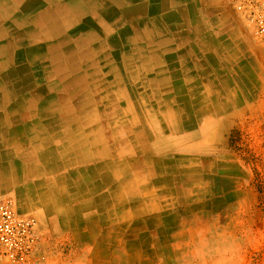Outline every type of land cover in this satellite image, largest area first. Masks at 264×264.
<instances>
[{
  "label": "crops",
  "instance_id": "crops-1",
  "mask_svg": "<svg viewBox=\"0 0 264 264\" xmlns=\"http://www.w3.org/2000/svg\"><path fill=\"white\" fill-rule=\"evenodd\" d=\"M228 1L132 0L130 6L122 8L124 11L134 9L132 16L134 25L128 30L127 26L124 32L120 29L115 30L112 38L132 29L130 32H133V35L130 41L124 43L127 52L125 62L130 63L132 67L140 63H145L149 67L146 69L148 73L140 74L137 78L140 82L134 91L135 101L144 104L146 110L140 107L142 112L149 111L148 124L163 130L146 140L145 155L134 149L132 141L126 145L133 150L131 153L130 150H119L118 147L110 144V140H107L111 153L104 160L102 158L88 162L84 164L86 167L82 165L84 168L80 167V169L68 165L56 170L52 167L55 160L49 159L39 146L37 128L38 126L44 128L46 125L40 124L39 121L0 125V132L19 129L24 132L23 137L20 138H13L14 135H11L9 139L0 138V201L11 200L20 214L34 218L39 230L46 232L55 242L74 240L77 247L93 245L98 248V233L105 225L108 232L114 233L110 234L111 238H148L150 235L145 232L151 229V225L154 226V230L165 232L167 226L172 222L175 223V218L182 214L181 209H177L183 205L184 200L197 199L200 185L199 165L203 164L197 159L194 169L189 172L184 171L187 167L184 169L182 167L180 151L208 148L205 142L213 144L219 136L223 138L222 152L214 151V149H209V152L223 156V171L210 178V184H219L216 190L220 192L219 197L224 202L229 203L234 195L241 196L243 187L240 182L236 187V176L231 172L230 167L232 155L230 149L226 151V148L230 147L232 131H243L245 127L256 130L263 125L264 110L259 108V100L264 94V71L261 62L249 53L250 35L239 21L237 13L228 6ZM142 21L146 22V33L142 36L135 35L141 31L137 28V23L141 24ZM146 46L156 48L160 55H137L141 50L136 51L137 48ZM221 48L223 50H220ZM113 61L114 58L111 57L105 60L111 63ZM212 63L214 65L210 66ZM103 76L107 77L105 73ZM168 83L173 86H167ZM110 85L111 87L106 86L112 91L110 92L113 104L108 106L98 103V109L101 113L103 110L113 111L114 109L113 112L116 114H112L116 117L104 121L102 113L101 128L103 130L105 127H122L121 130L112 132L113 136L122 139L129 136L132 140L130 136L132 132L130 131V135L126 133L125 127L129 126L125 122L131 120L129 113L125 114L121 110L122 107L113 102L124 97L120 95L117 84ZM101 86L103 88L105 85ZM188 95L202 110L214 109L217 102L223 106V111L211 116H199L194 128L188 127L182 132H174L170 126L172 125L169 122L170 119H166V123H161L157 119V113L163 112L165 116L174 117L177 112L183 110L180 98ZM122 113L128 118L123 117ZM208 123L212 128L206 133L202 132V129L206 130L205 125ZM135 124L130 125L134 130L139 127V124ZM78 125L81 128L84 127V125ZM57 126L72 127L74 124ZM48 131L49 138H52L53 131L50 127ZM203 136H207L206 141L201 143ZM228 154L229 157L226 158ZM61 158L63 156L55 159L59 161ZM139 159L144 160L143 166H133V163ZM106 160L113 164L112 171L115 174L113 185L103 190L98 189V192L96 189L93 191V196L84 195L87 191L85 186L87 180L92 181L94 185H99L101 180L99 179L100 170L98 176H94L87 169L95 167L96 164H103ZM226 162L229 163L228 166ZM239 162L242 163V161ZM124 164L127 165L126 168ZM39 168L41 172L38 171ZM75 172L80 174L78 186L57 182L60 176ZM124 194L126 198L123 197ZM91 197H94L93 203H91ZM89 204L92 208L86 215L94 216L89 220L80 219L77 207H85ZM156 223L160 225L156 227ZM143 225H146L148 229L144 230ZM72 231L87 233L84 236L72 237L70 234ZM74 238H84L90 243L87 242L83 246L82 241L77 242Z\"/></svg>",
  "mask_w": 264,
  "mask_h": 264
},
{
  "label": "bare ground",
  "instance_id": "bare-ground-1",
  "mask_svg": "<svg viewBox=\"0 0 264 264\" xmlns=\"http://www.w3.org/2000/svg\"><path fill=\"white\" fill-rule=\"evenodd\" d=\"M129 4H132V0H0V125H18L30 121H39L40 124L46 125L44 128L38 126L37 137L40 149L44 150L49 159L55 160L56 163L53 162L52 167L56 170L68 165L80 169V167H86L84 164L88 162L102 158L104 160L111 153L107 140L112 141V144L119 150H130L129 152L132 149L126 145L132 141L134 149L145 155L146 140L163 130V128L161 130L157 126L153 127L148 124L149 111L142 112L140 107L146 110L144 104L135 101L134 91L140 82L137 78L140 74L148 73L146 69L149 67L145 63L132 67L130 63L125 62L127 52L124 43L130 41L133 35V32H130L132 29L112 38L115 30L120 29L124 32L127 26L128 30L134 25L132 18L134 9L122 10ZM137 26L141 31L135 35H144L146 22L137 23ZM139 50L140 54L137 55H160L156 48L149 46L138 47L136 51ZM216 50L219 49L216 48ZM108 57L114 58L113 63L105 62ZM214 64L217 63L214 62ZM104 70L106 72H103ZM103 73L107 77L103 76ZM104 84L110 87V84L118 85L119 93L124 99L113 102L122 107L121 110L125 114L129 113L131 120L125 122L129 125L125 127L126 133L130 135V131L132 132L130 135L132 140L129 136L126 139L114 137L113 133L112 139L110 137L106 139L107 137L104 136V129L102 130L100 125L102 113L98 109V103L104 101L106 96L100 98L96 96L98 86ZM167 86L173 85L168 83ZM110 99L109 103L102 104L111 105L112 100ZM180 99L183 110L177 112L174 117L165 116L163 112L157 113V119L161 123L170 119L169 122L172 123L170 126L174 132H182L192 126L194 128L199 116H211L223 111V106L217 102L214 109L202 110L189 95ZM123 117L128 118L124 114ZM133 123L139 124L138 129L131 128L130 125ZM209 123L205 126H210ZM60 124H74V126L58 127L57 125ZM78 124L84 127L81 128ZM48 127L53 131L52 138H49ZM86 127L87 130H85ZM23 134L24 132L20 129L2 130L0 138L9 139L11 135H14L13 138H20ZM62 156L63 158L59 161L55 159ZM142 159L133 163V166H143L144 160ZM112 167L111 161L106 160L103 164H96L95 167L87 169L94 176H98L100 170L99 179L101 180L99 185H94L92 181L87 180L85 183L87 191L84 195L93 196V191L96 189L98 192V189L103 190L113 185L115 174ZM126 167L127 165L124 164V168ZM38 171L42 170L39 168ZM79 179L80 174L75 172L60 176L57 182L78 186ZM123 197L126 198L125 194ZM91 198V203H93L94 197ZM91 208L89 204L85 207H77L76 210L79 209L78 215L83 216L88 214ZM15 209L18 212L16 207Z\"/></svg>",
  "mask_w": 264,
  "mask_h": 264
},
{
  "label": "rangeland",
  "instance_id": "rangeland-1",
  "mask_svg": "<svg viewBox=\"0 0 264 264\" xmlns=\"http://www.w3.org/2000/svg\"><path fill=\"white\" fill-rule=\"evenodd\" d=\"M228 6L232 8L229 1ZM232 9L250 35L249 53L261 62L264 71V46L254 38L242 15ZM104 85L103 88L100 85L96 92L98 98L106 96L100 104L109 103L111 97V90ZM259 104V108L264 110V94ZM102 113L104 121L116 117L112 114L116 112L110 109ZM211 128L206 127L202 132L206 133ZM105 129L104 136L112 139V132L122 127ZM257 129L245 127L243 131H232L230 147L226 148L232 155L230 167L236 176V187L239 182L243 187L241 196L234 195L229 203L224 202L216 190L219 184H210V178L223 171L224 159L222 155H213L209 151L222 152L223 138L219 136L213 144H207V136H203L200 142H205L208 148L179 150L182 167H187L184 171L194 169L197 159L203 164L199 165L197 199L184 200L177 209H181L182 214L175 218V223L167 226L165 232L154 230L152 225L147 230L148 227L143 225L147 230L145 233L150 235L148 238H111L110 234L114 233L108 232L105 225L98 233V248L93 245L81 248L74 240L55 242L46 232L40 231L42 242L37 264H264V122ZM226 164L228 166L229 163ZM93 216L79 218L89 220ZM158 225L155 224L156 227ZM85 233L70 232L72 237L84 236ZM74 239L82 241L83 246L88 242L84 238Z\"/></svg>",
  "mask_w": 264,
  "mask_h": 264
},
{
  "label": "built area",
  "instance_id": "built-area-1",
  "mask_svg": "<svg viewBox=\"0 0 264 264\" xmlns=\"http://www.w3.org/2000/svg\"><path fill=\"white\" fill-rule=\"evenodd\" d=\"M264 46V0H229ZM42 235L34 218L16 211L11 200L0 201V264H37Z\"/></svg>",
  "mask_w": 264,
  "mask_h": 264
}]
</instances>
